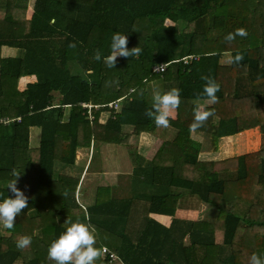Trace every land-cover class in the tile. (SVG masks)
I'll return each instance as SVG.
<instances>
[{
  "label": "trees",
  "instance_id": "trees-1",
  "mask_svg": "<svg viewBox=\"0 0 264 264\" xmlns=\"http://www.w3.org/2000/svg\"><path fill=\"white\" fill-rule=\"evenodd\" d=\"M232 2L35 0L26 20L24 10L22 16L19 13L25 9L19 0L0 1L5 9L0 48L19 50L16 56L0 57V118L20 117L0 123V202L14 198L6 187L13 171L21 174L17 187L29 198L14 228L0 231V264H55L48 259V247L77 221L90 222L96 228V247L113 249L123 264H249L253 253L264 255V143L256 151L219 157L211 169H204L196 166L203 147L190 139L202 75H211L220 85L219 102L210 106L215 115L197 130L210 140L213 152L223 137L242 130L251 118L231 113L238 115L247 111L246 105L258 107L260 102V95L248 89L250 82L255 85L260 79L251 69L260 59L237 84L232 72L242 68L224 66L219 59L226 52L232 57L240 53V63H245L254 55L253 35L237 36L231 44L224 37L238 28L257 32L264 23V0L253 5L260 17L252 25H244L249 19L234 14ZM115 32L127 36L129 49L138 46L142 51L138 57H118L110 69L93 55L96 49L104 56L110 53ZM73 42L75 49L69 48ZM161 62L168 63L165 71L153 72ZM260 71L264 73V65ZM22 76L34 79L20 90ZM172 88L180 89L184 103L178 109L183 133L173 139L177 150L172 156L157 150L140 165L125 128L135 138L154 131L157 126L145 115L153 90ZM116 99H121L116 111L92 107V120L80 105ZM100 114H106L104 121ZM259 124L264 134V117ZM31 127L40 130L37 146L29 144ZM92 140L126 149L133 175L142 177L139 195L116 199L108 187H99L93 203H82L83 176L75 167L76 151L89 148ZM183 196L201 201L206 217H176V204ZM208 212L213 214L209 217ZM154 214L170 216L169 225L158 222ZM22 236L32 237L30 247L17 248ZM98 264L115 263L101 257Z\"/></svg>",
  "mask_w": 264,
  "mask_h": 264
},
{
  "label": "crops",
  "instance_id": "crops-1",
  "mask_svg": "<svg viewBox=\"0 0 264 264\" xmlns=\"http://www.w3.org/2000/svg\"><path fill=\"white\" fill-rule=\"evenodd\" d=\"M0 1L5 2V0H0ZM34 2L35 0H19L20 6L21 7L24 6L25 8V9L20 8L19 13L22 16L21 12L24 10V18L26 20L31 18V15L34 11L33 9ZM256 2L257 0H233L232 3L234 6V11H237V12H234V14H237V15L239 14V16L243 17L245 20L249 19L248 22H246L244 25H252V23L256 22V20L260 17L259 16L260 13L253 12V5ZM2 18H5L4 7L0 8V21L2 20ZM247 30H248L247 32L248 34L253 35V37H256L255 41L253 38V40L250 42V43H253V45L250 46V53L254 55H251V58L248 59L249 61L247 60V62L245 63H240L239 65L235 64V68H242V71L238 72L237 70L235 71L233 70L232 76H233L234 84H237V81L239 82L241 79L247 76V72H248L247 68H250L251 65L253 64H257L256 58L258 57L260 59L258 65L254 68L251 67V69L252 70L256 69V71H258L260 79L259 81H256L258 82L257 86L253 85L252 82H250L248 89L260 95V102L258 104V107H256V105H246L247 107L245 108L247 111L243 113H239L238 115L231 113V116H236V117L239 116V118L241 116H245V117H251V118L246 119L245 123L247 124L241 126L243 127L242 130H240L236 134L225 136L219 141L218 150L219 149L222 150V155L220 156V158H225V157L227 158V157H231L234 155V154L227 155L225 154V151H230L233 153V151L235 150H241L242 151L241 154L249 153V152L258 150L260 145L264 143V134L262 133V130H261V124H259L260 119L264 117V73L260 71V69L262 68V65H264V23H262L260 27L257 29V32H254L253 34H252V30L250 29H247ZM259 31L261 33H259ZM243 43H244L243 46H245V39L243 40ZM18 53H19V50L17 48L8 47V46H1L0 48V57H13V56H16ZM229 57H232L231 52L223 53L219 59V62L222 63L224 66H232L233 64H229L227 62ZM20 79H23V82L26 84L27 82L32 81L34 78L32 76H22ZM183 102L190 104V102L185 101V100ZM181 104H184V103L181 102ZM259 115H262V116H260L259 118ZM33 128L34 127H31L29 131V144L30 146H37L39 143L40 134H38L37 132H33ZM160 128L162 127H156V129L152 132H141L137 138L140 137L141 139H143L146 137V134H147V136L150 137L155 143L157 142V146H160V149L163 152V154H165L166 156H172L177 150V144L173 142V139L175 136L177 135L181 136L183 133V127L179 123V119H178V112L175 116V119L170 120V127L162 128L163 131H166V135H164L163 137H155L153 132L158 131ZM125 130L128 131L129 128H125ZM148 134H151L152 136ZM195 134H196V138H197V135H199L200 137L199 139L202 140L203 143L199 142V139H196L194 137ZM130 138H133L134 140L137 139L133 135H130L129 140ZM190 139H192V141L194 142L201 144V146L203 147L202 150L198 152L196 166L198 167V165L200 166L202 164L203 160L200 159L199 156L203 155L204 156L203 159H205L206 157L210 158V161H211L209 162L210 167L206 169H211V166H212L211 163L215 161L213 159L217 160L219 157L213 156L214 152L211 150L212 146L210 144V140L206 137L204 138L202 134L198 133L197 131L196 132L190 131ZM132 141L131 143L136 144V141L134 142ZM93 142L94 141L92 140L90 147ZM155 145L156 144H154L153 147L151 148L150 155L147 158L145 157V154H144L146 151V147H143L142 144H139L137 146L138 149L136 150V153L141 158L138 161L140 165H143L145 162L153 158L154 154L156 153V151L154 150ZM162 146L166 150H162L163 148ZM246 147H254V148L257 147V149H250L246 151L244 149ZM79 149H88V148H79ZM77 151H76V154H77ZM83 155H85V153H83ZM101 156L102 155L100 153V150L98 149V159L96 160H98L99 167L97 170H95L96 169L95 166L94 167L92 166V160H93L92 155H88V157L84 159L83 161L84 165L79 162L80 158L79 159L75 158V167H77L82 172V176H83L82 178L85 184L84 188L80 187V191H82L81 196L86 198L85 199L86 205H89L94 202L96 191H97V188L99 187H108L110 190L109 191L110 196L116 199H124V198H129L132 195H139V193L142 190V183H141L142 177L139 176L138 173L136 175H133L135 173H134V166L132 162H129L126 168L117 167L118 170L116 171L106 170L104 166L106 165V162L108 161V159L104 157L101 158ZM117 157H115L114 159H116ZM138 162H133V163H138ZM192 198H193L192 201L195 202L196 205L187 206V204L189 203L188 200H190L191 197L183 196L179 198L176 204V208H175L176 217L196 219L197 216L201 214L204 208L201 201H199L198 199L194 197ZM197 205L199 206V209L195 210ZM186 208H188L189 211L192 212V214H194L193 212L195 211L196 216L187 217L184 213H182L185 210L187 211ZM152 217H154L158 222L166 226L169 225L171 221V217L168 215L154 214L152 215ZM110 250L112 252H115L113 249H110ZM116 261H119V260L118 259L114 260V262Z\"/></svg>",
  "mask_w": 264,
  "mask_h": 264
},
{
  "label": "clouds",
  "instance_id": "clouds-1",
  "mask_svg": "<svg viewBox=\"0 0 264 264\" xmlns=\"http://www.w3.org/2000/svg\"><path fill=\"white\" fill-rule=\"evenodd\" d=\"M247 35L246 29L238 28L234 33H228L224 40L231 44L237 36L246 37ZM127 44V36L115 32L111 39L110 53L104 56L101 50L96 49L93 59L97 62L102 61L107 68H115L118 57H138L142 51L138 46L129 49ZM69 48L75 49L76 43H70ZM243 59V55L237 53L234 57H229L227 62L239 65ZM201 80L204 84L202 92L197 94V107L193 122L190 124L191 132H196L206 125L209 118L215 115V110L210 106L219 102V97L216 95L220 91L219 83L211 75H202ZM180 104V89L172 88L165 92L154 89L151 107L145 110V115L153 120L157 127L168 128L170 120L175 119ZM20 175L13 171L14 178L6 185L14 198H6L0 202V225L7 230L14 228L16 218L28 208L29 198L17 187ZM31 243V236H22L17 240L16 246L18 249H25L30 247ZM96 243V228L90 222L77 221L71 223L57 239L52 241L47 250L48 259L55 264H98L103 256V250L96 247ZM249 264H264V255L253 253L249 258Z\"/></svg>",
  "mask_w": 264,
  "mask_h": 264
},
{
  "label": "rangeland",
  "instance_id": "rangeland-1",
  "mask_svg": "<svg viewBox=\"0 0 264 264\" xmlns=\"http://www.w3.org/2000/svg\"><path fill=\"white\" fill-rule=\"evenodd\" d=\"M167 23H169V22H167ZM142 25V21H138L137 22V25L136 26H138V27H140ZM258 82H255L254 84H255V86H257L258 84H257ZM153 84V83H152ZM151 84V85H152ZM24 85H25V83L23 82V79H20V81L18 82V89H22L23 87H24ZM153 86V85H152ZM153 87H155V85L153 86ZM97 104V103H96ZM104 117H105V114H100V117H99V120L100 121H104ZM173 129V128H172ZM40 130H39V128L38 127H34L33 128V132H37L38 134H40V132H39ZM127 132H129L131 135L133 134V132H131V129H129ZM163 132H164V134H163ZM37 134V135H38ZM153 134H154V136L155 137H163L164 135H166V131H163L162 130V128H160L158 131H155V132H153ZM255 134H257V133H255ZM148 135H151V134H148ZM152 136V135H151ZM193 136V135H192ZM171 137V136H170ZM195 138H196V134H195V136H194ZM200 137H199V135H197V138L196 139H199ZM129 139V138H128ZM128 139H127V142L126 143H128ZM133 140V141H132ZM159 140V139H158ZM134 142V141H136V144H135V149L137 150L138 149V145L139 144H142V146L143 147H146V151H145V157L147 158L149 155H150V150H151V148L153 147V145L154 144H156L155 145V147H154V150L155 151H157V150H161L160 149V146H157V142L155 143L150 137H148L147 136V134H146V137L145 138H143V139H141L140 137L139 138H137L136 140H134L133 138H130V140H129V143L130 142ZM145 141V142H144ZM199 142H201V143H203V141L202 140H200L199 139ZM205 142V141H204ZM128 143V144H129ZM235 145V144H234ZM109 146H111V145H109ZM163 147V146H162ZM109 148V149H108ZM98 149L100 150V153H101V158H107L108 159V161L106 162V165L104 166V168H106V170H112V171H116V170H118L117 169V167H121V168H126L127 167V165L129 164V162H130V160H129V156H128V154H127V152H126V149L123 147V146H117V147H103V146H101L97 141H94L93 143H92V145H91V147L90 148H88V149H78V151H77V154H76V158L77 159H79V162L81 163V164H83V161H84V159L85 158H87L88 157V155H92V166L94 167L95 166V170H97L98 169V167H99V164H98V160H96V159H98ZM206 149H207V147H206ZM223 149V148H222ZM238 149H240V148H238ZM246 151L247 150H250V149H257V147H246V148H244ZM162 150H166L164 147L162 148ZM225 150V149H224ZM241 150H235V151H233V153L232 152H230V151H225V154H227V155H239V154H241ZM83 153H85V155H83ZM222 155V150H217L216 152H214L213 153V156L214 157H220ZM117 156H119V157H117ZM115 157H117L116 159H114ZM200 157V159H202L203 160V162H202V164L199 166L198 165V167H201V168H209L210 167V163L209 162H211L210 161V158L209 157H206L205 159H203L204 158V156L203 155H200L199 156ZM151 158V157H150ZM83 159V160H82ZM213 160H216V159H213ZM86 163V162H85ZM95 163V164H94ZM212 164V163H211ZM84 165V164H83ZM17 166H19L20 167V164H18ZM80 187H85V184H84V180H83V183H82V185L80 186ZM80 197V196H79ZM85 199L86 198H84L83 197V199L82 198H80V200L82 201V203L84 204V205H86V201H85ZM193 200V198L191 197V199L190 200H188V204H187V206H190V205H196V203L195 202H193L192 201ZM200 206H202V205H200ZM195 207V206H194ZM203 208V207H202ZM187 209V211L185 210L184 212H182V211H180V212H182V213H184L187 217H191V216H196V214H195V211L193 212L194 214H192V212H190L189 211V209L188 208H186ZM199 209V206L197 205V207H196V209L195 210H198ZM204 209V208H203ZM205 211H206V209L205 210H203V212H201V214H203V217H206V215H205ZM212 211V210H211ZM201 214H199V216H201ZM213 213H210V212H208V214H207V216H211ZM193 217V218H194ZM198 217V216H197ZM209 219H211V218H209ZM3 230H4V228H3V226L2 225H0V231L1 232H3ZM184 243H188V240H187V238H185V240H184ZM115 264H123L121 261H116V262H114Z\"/></svg>",
  "mask_w": 264,
  "mask_h": 264
},
{
  "label": "built area",
  "instance_id": "built-area-1",
  "mask_svg": "<svg viewBox=\"0 0 264 264\" xmlns=\"http://www.w3.org/2000/svg\"><path fill=\"white\" fill-rule=\"evenodd\" d=\"M183 61L186 63L187 62V58L185 57L183 59ZM167 65L168 63H165V62H161V63H158V64H155L152 68V71L153 72H164L165 69L167 68ZM121 99H116L115 101H110V102H107L105 104H99V103H81V107L83 108H87L88 109V114H89V119H93V116L90 115V109L93 107L95 109H98L99 107L101 106H107L109 109H112L114 111L118 110L119 108V101ZM20 117H16V118H13V119H10L8 117H3V118H0V123L2 124H7L9 123L10 121H13V120H19ZM103 250V258H107L109 259V261H112V260H116L117 259V256H116V253L115 252H112L110 251L108 248L106 247H102L101 248Z\"/></svg>",
  "mask_w": 264,
  "mask_h": 264
}]
</instances>
